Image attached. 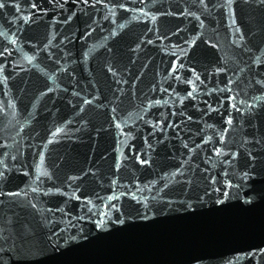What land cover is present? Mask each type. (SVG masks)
I'll return each instance as SVG.
<instances>
[{"label":"water","instance_id":"95a60500","mask_svg":"<svg viewBox=\"0 0 264 264\" xmlns=\"http://www.w3.org/2000/svg\"><path fill=\"white\" fill-rule=\"evenodd\" d=\"M0 264H264V0H0Z\"/></svg>","mask_w":264,"mask_h":264}]
</instances>
